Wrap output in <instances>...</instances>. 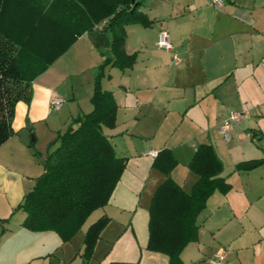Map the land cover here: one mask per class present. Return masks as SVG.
<instances>
[{
	"label": "crops",
	"instance_id": "obj_1",
	"mask_svg": "<svg viewBox=\"0 0 264 264\" xmlns=\"http://www.w3.org/2000/svg\"><path fill=\"white\" fill-rule=\"evenodd\" d=\"M190 1L147 0L142 12L153 26L126 28V51L137 54L136 64L125 72L110 69V78L103 81L118 105L116 126L105 128L104 134L117 156L120 142L132 144L130 156L122 157L127 159L124 174L104 210L118 198L124 175L129 182H149L157 171L153 151L173 152L178 166L170 178L190 193L198 177L189 164L200 145H212L231 189L215 192L207 201L197 220L198 239L183 251V264H211L219 254L225 255V264H264V0H224L221 9L210 0ZM161 30L170 34L181 59L178 65L173 54L157 46ZM102 61L85 34L35 80L32 102L18 103L15 134L0 146V264H36L43 257L39 234L22 226L25 214L18 210L44 173L45 152L35 151L40 139L32 140L33 125L66 119L64 107L53 112L50 102L75 77L86 78L85 95L75 92L69 115L90 113ZM239 113L249 118L234 124L226 140L221 129ZM249 163L258 166L238 170ZM158 173L153 191L167 178Z\"/></svg>",
	"mask_w": 264,
	"mask_h": 264
},
{
	"label": "trees",
	"instance_id": "obj_2",
	"mask_svg": "<svg viewBox=\"0 0 264 264\" xmlns=\"http://www.w3.org/2000/svg\"><path fill=\"white\" fill-rule=\"evenodd\" d=\"M146 1L0 0V146L15 134L18 103L32 102L35 80L80 37L87 34L103 59L94 79L93 110L78 115L65 133H58L41 161L44 173L18 207L25 214L22 226L26 230L55 232L68 242L95 211L111 201L126 158L117 156L104 134L105 128L116 126L118 105L113 93L103 88V81L110 78V69L125 72L136 64L137 54L126 51V28L153 26L142 12ZM177 166L169 149L159 152L153 163L167 178L151 201L148 249L166 255L168 264H183V251L198 239L197 220L207 201L215 192L226 194L231 189L221 176L223 165L212 145H200L189 164L198 177L190 193L170 178ZM110 220L103 217L87 230V259Z\"/></svg>",
	"mask_w": 264,
	"mask_h": 264
},
{
	"label": "rangeland",
	"instance_id": "obj_3",
	"mask_svg": "<svg viewBox=\"0 0 264 264\" xmlns=\"http://www.w3.org/2000/svg\"><path fill=\"white\" fill-rule=\"evenodd\" d=\"M172 1L169 0V2ZM181 1L191 3L190 0ZM102 25L101 23L97 26L101 27ZM85 81V77L72 78L62 85V89L55 95L54 98L65 100L61 109L64 107L63 113L66 119H53L51 122L42 121L33 125L32 135L34 137L32 140L34 138L37 139V136L40 139L39 142L34 143L35 151L45 152L46 155L47 151L56 142L58 133H65L72 125L74 119L78 117L77 113L71 117L69 109L76 105L73 101L75 92L81 98L85 95ZM51 110L56 113L60 111L52 108ZM26 127L32 126L26 125ZM55 129L58 130L56 136L52 131ZM124 141L125 143L123 141L119 143L120 146L122 144L123 146L119 147L117 152L120 157H129L132 151V144H129L127 140ZM43 146L44 149H42ZM120 150H128L130 153L128 156L122 155ZM154 176H159V173L156 171L152 177L149 175V182L145 183V180L142 182H140L141 180L129 182L128 174L124 175V187L120 190L115 202H111L106 210H104V207L95 211L68 242H64L55 232L38 233L39 253H42L43 257L39 258L36 264H111L116 261L134 262L137 264H168L169 258L166 255L155 253L148 249L150 205L155 193L152 189L155 180ZM103 217H108L111 220L103 228L101 236L93 249L92 256L87 259L84 255V240L87 230Z\"/></svg>",
	"mask_w": 264,
	"mask_h": 264
},
{
	"label": "built area",
	"instance_id": "obj_4",
	"mask_svg": "<svg viewBox=\"0 0 264 264\" xmlns=\"http://www.w3.org/2000/svg\"><path fill=\"white\" fill-rule=\"evenodd\" d=\"M211 4L217 8L221 9L224 6V0H211ZM157 46L159 49L164 50L166 52H169L173 54V62L174 64L178 65L181 62L180 57L175 53V49L170 37V34L167 30H161L158 37ZM65 100L62 98H53L50 102V106L53 110H60L63 106ZM249 114L248 113H239L234 114L231 117L230 122L225 123L224 126L221 129V132L223 133L226 140L229 139V134L233 129L234 124L240 123L243 119H248ZM248 137L253 138L252 134H248ZM159 152L153 151L150 153V155L154 158L158 156ZM211 264H225V255L219 254L214 259L210 261Z\"/></svg>",
	"mask_w": 264,
	"mask_h": 264
},
{
	"label": "water",
	"instance_id": "obj_5",
	"mask_svg": "<svg viewBox=\"0 0 264 264\" xmlns=\"http://www.w3.org/2000/svg\"><path fill=\"white\" fill-rule=\"evenodd\" d=\"M136 2V0H132V3L134 4ZM258 166L257 163H249L246 165H241L238 167L239 171H249V170H253L254 168H256Z\"/></svg>",
	"mask_w": 264,
	"mask_h": 264
}]
</instances>
